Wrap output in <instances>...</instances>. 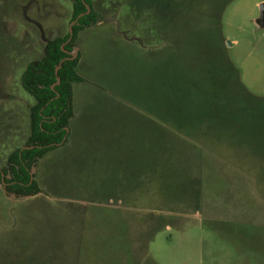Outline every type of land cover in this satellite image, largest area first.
<instances>
[{
    "label": "rangeland",
    "instance_id": "1",
    "mask_svg": "<svg viewBox=\"0 0 264 264\" xmlns=\"http://www.w3.org/2000/svg\"><path fill=\"white\" fill-rule=\"evenodd\" d=\"M263 3L264 0H233L222 12L218 33L224 39L222 46L229 59L241 72L243 84L255 98L262 99L259 107L264 112V27L258 23ZM95 4L103 18L97 25L110 29L125 44V50L117 51L121 59L127 46L133 55L125 63H113L110 70H117L115 76L108 71L102 80L119 79L131 94L138 90L135 82L142 78L138 74L141 66L155 67L148 63L151 54L160 59L167 55L175 58L177 54L168 47L169 42L218 26L208 16H202L204 9L199 8V0H95ZM71 18L70 0H0V65L4 64L0 69V121L10 118L14 126L18 121L21 146L26 121L27 135L30 132L28 114L32 104L21 86V74L28 63L25 58H42L47 42L69 31ZM97 40L101 38L97 36ZM166 42L168 48L161 53ZM91 45H95L93 41ZM103 53L109 60L113 58L112 53ZM106 66L107 61L91 57L87 68L101 74ZM152 71L154 68L148 72ZM252 107L255 109V104ZM256 124H252L255 129L250 131L246 146L251 184L248 181L244 186L240 178L229 173L235 170L228 166L227 158L215 166L206 161L207 179L203 185L211 205L208 214L215 217L214 221L199 224V211L160 217L142 216L139 212L103 213L89 207L81 197H52L43 189L37 199L13 196L11 201L1 202L0 264H68L63 261L73 254L83 260L73 264H122L114 262L119 260L116 245L122 240L117 236L121 232L117 222L158 224L162 218L170 225L168 228L140 230L139 245H135L140 264H264V180H260L264 176V133L260 134L264 126ZM172 150L177 160L175 168L185 167L181 158L204 152L195 148ZM195 167L188 162L187 168ZM177 186L183 192L179 183ZM185 188L196 195L195 182ZM208 214L202 212L203 217ZM34 257L39 260L34 261Z\"/></svg>",
    "mask_w": 264,
    "mask_h": 264
},
{
    "label": "crops",
    "instance_id": "2",
    "mask_svg": "<svg viewBox=\"0 0 264 264\" xmlns=\"http://www.w3.org/2000/svg\"><path fill=\"white\" fill-rule=\"evenodd\" d=\"M109 30L96 25L79 33L77 48L80 59L77 72L84 82L75 84L73 88L74 116L69 124L68 137L65 143L39 160L33 173L38 175L42 188L50 196L81 197L83 202L91 205L89 207H96L92 209L103 213L139 212L142 216L148 214L149 217H160L170 214L185 216L199 211V224L205 220L214 221L215 217L208 214V206L211 208V205L205 197L203 181L207 179V173L204 166L207 165L206 161L211 162V166L220 165V159L224 158L215 151L206 153L199 141L177 134L176 128L165 119L170 116L167 112L157 111L150 104L147 108H141L137 91L131 94L119 79L102 80L108 71H112V76H115L117 70H110L113 63H125L124 60L133 56L130 52L132 49L127 46V52H121L124 60L121 59L117 51L125 50V44ZM97 36L101 40L98 41ZM91 41L95 45L92 46ZM166 45L167 42L161 53L169 47ZM103 52L112 53L113 58L109 60ZM153 54L148 63L155 64V67L143 66L148 71L154 68V71L148 72L151 80H154L156 69L161 66L157 64L163 62L165 78L166 58L169 55L163 57L162 61V58ZM91 57L96 61H107L104 72L100 74L97 69L91 71L87 68ZM10 122V118L0 121L3 123L0 127V166L22 143L18 121L15 126ZM26 125L27 121L23 132L24 143L27 139ZM167 130L170 133L175 130V133L168 134ZM175 148H195L204 152L199 156L181 158L180 161L186 162L185 167L175 168L177 160L173 159L172 150ZM228 156L226 163L235 170L229 173L240 178L244 186L247 185L248 181H252L251 167L246 166V162L251 163L246 158L248 150L247 153L246 149L243 152L235 150L234 154L229 153ZM188 162L196 164V167L187 168ZM263 178L259 179L262 181ZM192 182L196 183V195L188 193L185 188ZM177 183L182 186L183 192H179ZM38 196L30 198L37 199ZM12 198L13 195L7 194L5 186L0 185V206L1 202L6 203ZM202 212L208 214L207 217H203ZM162 219L158 224L152 221L117 222L121 224V232L117 236H121L122 240L116 245L119 260L114 262L140 264L141 257L135 248V245H139L137 240L140 230L168 228L170 225ZM122 228L128 231L124 233ZM32 259L39 260L38 257ZM75 261L83 260L73 254L65 257L63 262L73 264Z\"/></svg>",
    "mask_w": 264,
    "mask_h": 264
},
{
    "label": "trees",
    "instance_id": "3",
    "mask_svg": "<svg viewBox=\"0 0 264 264\" xmlns=\"http://www.w3.org/2000/svg\"><path fill=\"white\" fill-rule=\"evenodd\" d=\"M232 1L199 0V8L204 9V12L199 10L204 13L202 16H208L218 26L169 42L168 46L177 55L166 58L165 78L162 63L156 69L154 80L147 68L141 66L138 74L142 78L135 82L141 108L150 104L157 111L167 112L170 116L165 119L176 128L177 134L199 141L206 151H215L222 158L234 154L235 150L246 149L250 131L255 129L252 124L264 126V112L259 107L262 99L255 98L243 84L241 72L229 59L222 46L224 39L218 33L222 12ZM70 2L71 23L86 12V7L82 0ZM85 2L92 12L74 27V37L64 47L65 51L62 46L70 37L69 31L48 41L42 58L33 59L30 55L25 58L28 63L21 74V86L32 101L28 114L30 132L26 142L14 149L0 166V185L4 175L9 195L18 198L40 195L43 188L33 170L39 160L65 143L68 137L74 116L73 88L84 82L77 72L79 55L76 60L63 63L58 73L61 84L55 90L53 86L57 82L56 68L77 47L79 33L103 20L95 0ZM35 28L38 30L37 25ZM263 133L261 128L260 134Z\"/></svg>",
    "mask_w": 264,
    "mask_h": 264
},
{
    "label": "water",
    "instance_id": "4",
    "mask_svg": "<svg viewBox=\"0 0 264 264\" xmlns=\"http://www.w3.org/2000/svg\"><path fill=\"white\" fill-rule=\"evenodd\" d=\"M82 1H83V3H84V6L86 7V12L80 14V15H79L74 21H72V22L70 23V25H69V35H70V37H69L68 41L62 46V50H63V51H65V50H64V47H65L68 43H70V42L72 41L73 37H74V30H73L74 27L78 24V22L80 21L81 18H83V17L89 15V14L92 12L91 7L85 2V0H82ZM260 9H261V16H260V19L258 20V23H260V24L262 25V27H264V3L261 4ZM68 54H69V57L63 59V60L60 62L59 66L56 68L55 73H56V76H57V82H56V84H54V86H53V90H55V87H56V86H59V85L61 84V80L58 78V73H59V70H60L61 66H62L63 63H65V62H68V61H74V60L77 59V57H78V48H75L73 52L68 53ZM24 149H31V148H24ZM32 174H33V173H32ZM4 179H5V178H4V175H2V183H3L4 186H6ZM31 180H33V176H32V178H31Z\"/></svg>",
    "mask_w": 264,
    "mask_h": 264
},
{
    "label": "flooded vegetation",
    "instance_id": "5",
    "mask_svg": "<svg viewBox=\"0 0 264 264\" xmlns=\"http://www.w3.org/2000/svg\"><path fill=\"white\" fill-rule=\"evenodd\" d=\"M77 48V47H76Z\"/></svg>",
    "mask_w": 264,
    "mask_h": 264
}]
</instances>
